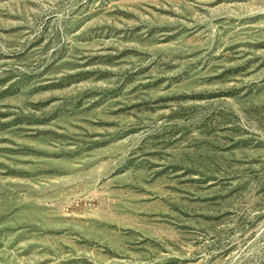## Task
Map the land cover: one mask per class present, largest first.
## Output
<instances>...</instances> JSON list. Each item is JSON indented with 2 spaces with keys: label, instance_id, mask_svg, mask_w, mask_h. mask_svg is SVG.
<instances>
[{
  "label": "rangeland",
  "instance_id": "1",
  "mask_svg": "<svg viewBox=\"0 0 264 264\" xmlns=\"http://www.w3.org/2000/svg\"><path fill=\"white\" fill-rule=\"evenodd\" d=\"M0 264H264V0H0Z\"/></svg>",
  "mask_w": 264,
  "mask_h": 264
}]
</instances>
